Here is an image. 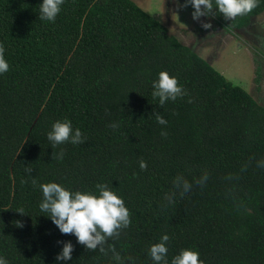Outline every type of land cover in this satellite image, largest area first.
<instances>
[{
  "label": "trees",
  "instance_id": "1",
  "mask_svg": "<svg viewBox=\"0 0 264 264\" xmlns=\"http://www.w3.org/2000/svg\"><path fill=\"white\" fill-rule=\"evenodd\" d=\"M39 2L0 0L9 63L0 74V256L115 264L111 251L85 249L40 213L38 184L55 181L72 190L103 183L123 198L130 224L104 247L125 264H152L147 247L165 232L169 259L190 247L203 264H264V105L133 0H64L54 21L39 18ZM263 12L260 0L234 20L214 19L240 28ZM161 70L184 90L164 105L151 95ZM64 118L84 140L51 147L46 133ZM177 175L192 184L183 195ZM65 240L72 257L57 262Z\"/></svg>",
  "mask_w": 264,
  "mask_h": 264
},
{
  "label": "clouds",
  "instance_id": "2",
  "mask_svg": "<svg viewBox=\"0 0 264 264\" xmlns=\"http://www.w3.org/2000/svg\"><path fill=\"white\" fill-rule=\"evenodd\" d=\"M259 2L260 0H182L179 6L190 5L193 20H200L201 17H215L219 13L225 20L231 21L237 16L249 13ZM63 3L64 0H40L39 18L54 21ZM201 26L208 29L211 23L203 20ZM8 70L9 63L5 58L3 47L0 46V74ZM151 95L153 98H158L160 105H164L166 101H174L177 97L183 96L184 90L175 75L161 70L157 73L156 79L152 81ZM156 121L161 125L167 124V121L159 114L156 115ZM46 136L51 147L65 142L76 145L84 140L81 130L74 128L68 118L52 122ZM62 157V150L54 154L55 159H62ZM257 166L264 167V159L258 160ZM139 167L141 169L146 167L143 160L139 162ZM26 172L30 173L31 169H26ZM31 182L37 185L34 177ZM172 183L180 195L188 192L192 187L189 180L182 175L175 176ZM38 187L42 193L38 204L40 213L43 215L47 213L45 216L51 219L60 233L74 235L76 243L83 245L85 249L99 248L102 253L111 251V260L115 264H125V260L111 244L107 249L104 247L109 237H118L120 230L127 228L130 224L129 209L120 195L103 183L96 184L95 190H72L55 181L40 182ZM175 195L176 192L166 193L165 199L171 203ZM169 239L166 232L162 233L158 241L147 247V255L152 264H203V261L198 258L199 252L190 247L181 248L169 259L167 247ZM57 243L62 246L55 260L57 262L69 261L72 257L73 243L70 240L57 241ZM127 262L135 264V259L129 256ZM0 264H9V261L0 256Z\"/></svg>",
  "mask_w": 264,
  "mask_h": 264
},
{
  "label": "rangeland",
  "instance_id": "3",
  "mask_svg": "<svg viewBox=\"0 0 264 264\" xmlns=\"http://www.w3.org/2000/svg\"><path fill=\"white\" fill-rule=\"evenodd\" d=\"M133 1L264 105V12L240 28L230 24L225 28L214 17L193 20L191 6H179L182 0ZM203 20L210 21L211 27L203 28Z\"/></svg>",
  "mask_w": 264,
  "mask_h": 264
}]
</instances>
